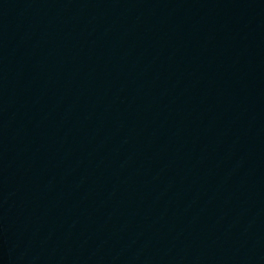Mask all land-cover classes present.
<instances>
[{"label": "water", "instance_id": "obj_1", "mask_svg": "<svg viewBox=\"0 0 264 264\" xmlns=\"http://www.w3.org/2000/svg\"><path fill=\"white\" fill-rule=\"evenodd\" d=\"M0 264H264V0H0Z\"/></svg>", "mask_w": 264, "mask_h": 264}]
</instances>
